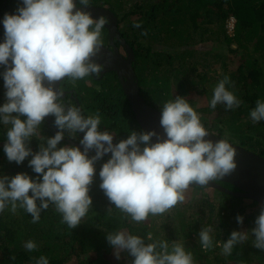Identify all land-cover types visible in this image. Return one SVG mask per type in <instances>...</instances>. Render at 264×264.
Wrapping results in <instances>:
<instances>
[{
    "label": "clouds",
    "instance_id": "clouds-1",
    "mask_svg": "<svg viewBox=\"0 0 264 264\" xmlns=\"http://www.w3.org/2000/svg\"><path fill=\"white\" fill-rule=\"evenodd\" d=\"M89 7L90 0H19L16 12L5 13L0 21L4 28L0 77L6 100L0 105V124L8 126L3 151L8 162L17 165L31 157L28 167L37 174L35 178L27 173L0 176V213L9 206L13 213L23 209L37 223L51 204L61 215V223L69 229L78 227L92 205L89 191L97 175L96 164L107 156L98 173L100 189L124 218L143 223L183 203L190 186H208L237 168L236 148L227 140L207 138L211 133L183 96H175L160 108L162 132L131 131L119 142H114L112 133L100 130L99 112L86 116L80 107L63 103L64 91L56 87L59 82L74 84L99 77L103 71L94 58L103 49L102 34L109 20L94 18L84 10ZM133 26L141 27L139 23ZM230 83L225 76L215 86L212 109L218 104L226 111L240 106L241 100L226 87ZM49 116L54 117L58 131L46 139V146L41 144L33 152L29 145ZM250 119L264 121V101L255 102ZM65 133L72 140L83 133L82 149L58 147ZM243 219L236 217L241 225ZM254 224L252 246L264 250V202ZM212 231L208 226L199 233L204 250L213 247ZM147 238L152 240V234ZM106 239L115 258L127 252L133 258L131 264H194L191 252L179 242L146 244L141 236L125 231L109 233ZM247 240V232L233 231L222 244L223 254L231 255L237 244ZM24 248L31 252L37 245L29 240ZM36 264L49 262L41 256Z\"/></svg>",
    "mask_w": 264,
    "mask_h": 264
},
{
    "label": "trees",
    "instance_id": "trees-1",
    "mask_svg": "<svg viewBox=\"0 0 264 264\" xmlns=\"http://www.w3.org/2000/svg\"><path fill=\"white\" fill-rule=\"evenodd\" d=\"M130 2L111 0L109 4L119 13ZM122 16L126 22L127 41L141 61L136 72L142 94H154L156 101L153 102L163 105L174 99L173 84L179 83L178 95L190 103L206 129L264 157V121L254 123L250 119L255 102L264 101V0H139L132 2ZM230 18L235 19L232 34L228 30ZM137 23L141 27L133 26ZM204 46L210 48L203 50ZM201 51L203 57L198 60L197 54ZM209 72L216 78H210ZM225 76L231 81L226 87L242 103L228 111L222 104L223 109L209 121L215 110L210 107L213 90ZM119 91L122 103L114 106L117 110L114 124L122 133L134 129L131 123L138 124L129 102ZM195 96L199 97L198 102ZM5 102V97L0 96V105ZM96 112L107 117L99 106ZM130 116L133 122L128 121ZM7 127L0 124V176L27 173L35 178L37 174L28 167L31 157L21 165L8 162L3 151ZM39 133L29 145L33 152L39 151L40 145L51 137L43 124ZM65 145L68 144L61 142L58 147ZM107 159L96 164L97 175L89 191L92 205L78 227L69 229L61 223V215L51 204L41 212L37 223H33L23 209L18 208L13 213L9 206L0 213V264H36L41 256L47 257L49 264H113V259L116 264H131L133 258L130 256L117 260L106 239L109 233L116 231L141 236L146 244L155 241H167L170 246L173 242L182 243L194 261H206L205 264H264V250L252 246L254 237L250 232L259 215L258 202L206 186L189 187L183 203L163 215L149 216L143 223H134L124 218L99 187V169ZM220 184L238 191L230 184ZM200 190H209L216 201L207 194L200 206L191 195ZM237 215L243 216L242 225L237 223ZM208 226L215 230L211 235L213 247L203 251L201 244L194 245L191 239L198 238L200 231ZM233 231H248V240L237 244L232 254L225 256L222 244ZM149 233L152 240L147 238ZM29 240L35 242L36 250L29 252L24 248Z\"/></svg>",
    "mask_w": 264,
    "mask_h": 264
},
{
    "label": "flooded vegetation",
    "instance_id": "flooded-vegetation-1",
    "mask_svg": "<svg viewBox=\"0 0 264 264\" xmlns=\"http://www.w3.org/2000/svg\"><path fill=\"white\" fill-rule=\"evenodd\" d=\"M18 3H19V0H0V21L3 20L5 13L14 14L16 12ZM90 7H100L105 10H108L112 12L113 14H115L117 18L116 26L118 29V33L111 34L112 32L109 31L110 29H108V26L107 25L105 26V29L103 30V34H102L103 49L101 50V53H99L94 58L96 62L103 65V71L101 72L99 77L89 76V77H86L84 80L75 82L74 84L71 81L65 80V81L59 82L56 85V87L57 89L61 88L64 91L62 100L66 106L68 104L76 105L77 107H80L82 109L83 114L86 116L89 114L96 113L97 106H99L102 111L107 113L106 114L107 119L109 118L110 125H112V123H114V121L117 118V115H116L117 110L114 106H117L119 103H122L121 95L119 96V95H115V93L113 94L112 90L116 88L117 90H121V92L123 93L118 72L113 69H115L116 66L120 64L119 62L120 56L124 59L128 58V53L124 45L128 46L129 48H132V46L127 41L126 23L125 21H123V16L120 15V12L119 13L116 12L115 6L110 5L107 2L100 1L98 3H95L94 0H90ZM3 39H4V28H3V24L0 23V42H3ZM130 62H131L130 63L131 66L134 68V71L137 77V82H138L139 89H140V95L145 100V97L142 94L140 79L138 77V73L136 72V68L138 67V64L141 61L139 57L137 58L134 51H133V59ZM0 71H3V68H0ZM112 78H113V80H111L112 85L109 86L108 81ZM4 94H5V89L3 86V79L2 77H0V96L5 97ZM108 94H109V97H105ZM145 101L147 102V100ZM148 104L152 105L153 107L157 108L160 111V108L156 107L154 104L152 103H148ZM130 109H131V105H130ZM114 117H115V120H114ZM49 119H50V122H49ZM128 121L133 122V119L131 118V116L129 117ZM43 125L46 127L48 131V134H47L48 136H54L56 132L58 131V129L54 126V117H51V116L46 117ZM128 125H130V123H128ZM131 125L130 126L134 127V129L136 130L135 125L133 123H131ZM118 135H119L118 140L114 139V142H119L120 140L125 139V137H121L120 134ZM82 138H83V133H78L76 140L70 139L68 134L65 133V138L61 142L68 144L70 146H74L69 141H72L79 145V139H82ZM234 144H237V143H234ZM90 154H93V153H90Z\"/></svg>",
    "mask_w": 264,
    "mask_h": 264
},
{
    "label": "water",
    "instance_id": "water-1",
    "mask_svg": "<svg viewBox=\"0 0 264 264\" xmlns=\"http://www.w3.org/2000/svg\"><path fill=\"white\" fill-rule=\"evenodd\" d=\"M84 10L89 11L94 18L105 16L109 20L110 26L108 24L107 26L108 29H110L109 31L112 32L111 34L118 33L116 26L117 18L115 14L100 7H90ZM124 47L128 53V58L124 59L120 56V64L113 69L118 72L123 93L131 105L132 112L134 113L136 121L142 131L156 130L157 132H162L159 125L160 111L148 104L140 95L137 77L134 68L130 64V61L133 59V50L126 45H124ZM209 132L211 134L207 138L212 139L213 141L224 139L211 131ZM69 142L82 149V146L72 141ZM228 142L236 148L237 155L235 160L237 168L231 175L225 176L222 180L210 182L206 187L214 188L230 196L249 199L261 204L264 202V157L240 145L234 144L231 141ZM91 153L95 154L94 151ZM221 182L232 185L238 189V191L226 188L220 184ZM197 186L198 185H192L190 187Z\"/></svg>",
    "mask_w": 264,
    "mask_h": 264
},
{
    "label": "rangeland",
    "instance_id": "rangeland-1",
    "mask_svg": "<svg viewBox=\"0 0 264 264\" xmlns=\"http://www.w3.org/2000/svg\"><path fill=\"white\" fill-rule=\"evenodd\" d=\"M100 1H102V2H107V3H110V1L111 0H94V2L95 3H98V2H100ZM126 0H124V2H125ZM128 2L129 1H132V2H136V1H139V0H127ZM132 2H130V4H127V5H125L124 7V11L123 12H120V15L122 16L123 15V13L127 10L128 11V9L130 8V5H132ZM126 4V3H125ZM127 8V9H126ZM126 23V22H125ZM155 48L156 49H158V47L157 46H155ZM210 48V47H209ZM208 48V46L206 47V46H204V49L203 50H208L209 49ZM202 50V51H203ZM201 51V53H198L197 54V58L199 57V59L198 60H200L201 59V57H203L202 56V54H203V52ZM215 52H213L212 54H214ZM211 54V53H210ZM212 54H211V56H212ZM211 60V59H210ZM200 64H201V62H200ZM209 76H210V78H212V79H214V76H215V78H216V75H214L213 74V72H209ZM111 80H113V78L112 79H110L109 81H108V85L109 86H111L112 85V82H111ZM178 84L179 83H174L173 84V94L175 95V96H177L178 95V92L179 91H177L176 89L178 88ZM114 88V87H113ZM115 90V91H114ZM114 90H112V92H113V94L115 93V95H121V93H120V91L119 90H117L116 88H114ZM143 95H144V97H145V100H147V102L148 103H154V105L156 106V107H158V108H161L162 107V105L160 104V103H158V102H153V101H156V96L154 95V94H144L143 93ZM195 98V100L198 102L199 101V97H197V96H195L194 97ZM223 109V106H222V104H218L217 105V108L214 110V112L211 114V116L209 117V121H211V120H213L218 114H219V110H222ZM101 121H102V123H101V125H100V130L101 131H108V132H110V133H112L113 135H114V139H117L118 140V138H119V135L118 134H122V135H124L125 136V139L127 138V136L130 134V132L131 131H137V132H139V131H142L141 130V128L139 127V125H136L135 126V128H136V130L135 129H127V130H125V131H123L122 133L119 131L118 132V129H116V127H115V124L114 123H112V125H110V122H109V118L107 119V117H105V116H103V115H101ZM115 131H116V133H115ZM187 193V194H186ZM186 193H185V195H188V190L186 191ZM207 194H209V196L208 197H211L210 199H213L214 201H216V198H215V196H213L212 194H211V192L209 191V190H206V191H195V192H193V193H191V195H194V198H196V200H198L199 202H198V204L200 203V206L202 205L201 204V199H203V198H205V196H207ZM190 195V194H189ZM200 206H199V209H200ZM191 211H193V210H191ZM195 211H197V209L195 210ZM243 231H245V229L243 230ZM247 233H248V231H246ZM215 234V230L213 229V231H212V233L210 234V235H214ZM191 241H192V243L194 244V245H197V244H200V242H199V237L197 238L196 236H193L192 237V239H191ZM202 250L203 251H207V250H204L203 248H202ZM197 251H200V249L199 250H197ZM121 259H126L127 258V256L129 257V255H128V253L127 252H122L121 253ZM114 260V263L113 264H116L117 263V261L115 260V259H113ZM193 262H194V264H205V262L206 261H194L193 260ZM212 264V263H211Z\"/></svg>",
    "mask_w": 264,
    "mask_h": 264
},
{
    "label": "built area",
    "instance_id": "built-area-1",
    "mask_svg": "<svg viewBox=\"0 0 264 264\" xmlns=\"http://www.w3.org/2000/svg\"><path fill=\"white\" fill-rule=\"evenodd\" d=\"M234 24H235V19L230 18V20L228 21V30H229L230 34H232V32L234 30Z\"/></svg>",
    "mask_w": 264,
    "mask_h": 264
}]
</instances>
